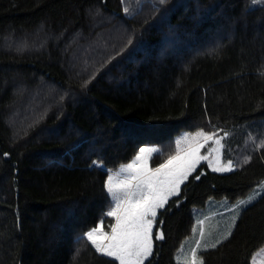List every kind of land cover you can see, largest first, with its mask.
Segmentation results:
<instances>
[{
	"label": "trees",
	"instance_id": "16d2710c",
	"mask_svg": "<svg viewBox=\"0 0 264 264\" xmlns=\"http://www.w3.org/2000/svg\"><path fill=\"white\" fill-rule=\"evenodd\" d=\"M253 4L0 0V264H118L84 234L101 220L110 232L105 183L140 147L160 150L154 168L178 140L183 152L207 139L197 133H227L223 162L236 166L201 164L157 210L144 264H180L195 208L252 194L264 181V3ZM263 247L264 191L199 256L252 264Z\"/></svg>",
	"mask_w": 264,
	"mask_h": 264
},
{
	"label": "snow or ice",
	"instance_id": "6c2138e0",
	"mask_svg": "<svg viewBox=\"0 0 264 264\" xmlns=\"http://www.w3.org/2000/svg\"><path fill=\"white\" fill-rule=\"evenodd\" d=\"M160 3H165V0H160ZM125 12H128L127 8ZM197 135L212 139L215 134ZM227 135L224 133L215 143L223 148L221 141ZM180 144L181 141L178 140L176 155L169 156L154 168L149 167L150 159L153 155L159 157L162 153L154 147H140L131 163L121 165L120 171L114 175L109 174L105 188L112 197L114 207L106 213V217H113L115 222L109 224L110 232L104 231V221L101 220L96 227L84 234V238L96 252L113 258L118 264H144L145 259L152 255V229L157 210L165 207L169 197L179 195L180 186L196 170L198 162L207 159L206 156L199 155V147H190L181 152ZM231 170V161L226 167H213V171ZM194 178L198 180L200 176L196 175ZM251 200V197L247 201L241 200L239 205L251 203ZM163 238V233L155 234V239ZM215 246L216 244L212 245ZM191 264H203L195 249L192 251Z\"/></svg>",
	"mask_w": 264,
	"mask_h": 264
},
{
	"label": "rangeland",
	"instance_id": "374dc122",
	"mask_svg": "<svg viewBox=\"0 0 264 264\" xmlns=\"http://www.w3.org/2000/svg\"><path fill=\"white\" fill-rule=\"evenodd\" d=\"M262 3H264V0H254L253 7ZM221 136L223 135L213 136L212 139H206L193 146V148L199 147L200 156L207 157V159H202L199 162H201L202 164L207 163L212 171L213 167H226L228 165V163L223 162V148H221L219 144L215 143V140L219 139ZM221 144L223 145V140L221 141ZM234 166L231 165V171L236 168V166L235 168ZM149 167H151L150 163ZM214 172L223 174L229 173V171ZM262 191H264V181L257 184L252 194L244 200L247 201L251 197V203H253L260 196ZM217 201L218 200H211V202ZM220 202L222 203H216V206H212L211 204L213 203H211L210 205H207V207L194 209L193 213L196 219L195 231L184 241V243L180 247V250L177 254L178 263L191 264L192 251L194 249L199 255V253H201L202 251L213 248V244H216L217 246L228 239L238 223L241 212L251 204L247 203L245 205H239V203H231L228 200H220ZM208 215L211 216L206 218ZM199 221H203V223H199ZM201 232L203 233L202 235ZM229 232L231 233L230 235ZM209 237L213 238L214 240L207 241ZM225 237L227 238L225 239ZM217 241H219V243H217ZM252 263L264 264V247L257 252V254L253 258Z\"/></svg>",
	"mask_w": 264,
	"mask_h": 264
},
{
	"label": "crops",
	"instance_id": "0c3cea01",
	"mask_svg": "<svg viewBox=\"0 0 264 264\" xmlns=\"http://www.w3.org/2000/svg\"><path fill=\"white\" fill-rule=\"evenodd\" d=\"M191 148H193V147H191ZM201 164H202L201 162H198V164H197V166H196V170H197V168H198ZM231 165L234 166L233 163H231ZM231 168H232V167H231ZM234 168H235V166H234ZM235 169H236V168H235ZM235 169H233V171H234ZM196 170H195V171H196ZM195 171H194V172H195ZM194 172H193V173H194ZM229 172H230V171H229ZM231 172H232V171H231ZM193 173H192V174H193ZM190 176H191V175H190ZM190 176H189V177H190ZM188 179H189V178H188ZM187 181H188V180H187ZM187 181H185L182 185H184ZM182 185L180 186L181 189H182ZM174 196H176V195H173V197H174ZM171 198H172V197H169V200H170ZM223 201H225V200H223ZM211 203H213V204H211ZM216 203H222V202H220V200H218L217 202H211V201H210L207 205H210V204H211L212 206H216V205H217ZM207 205H206V207H207ZM210 216H211V215H208L206 218H208V217H210ZM210 236H211V235H210ZM210 240H214V239L211 238V237H209L207 241H210ZM252 262H253V261H252ZM252 264H253V263H252Z\"/></svg>",
	"mask_w": 264,
	"mask_h": 264
}]
</instances>
